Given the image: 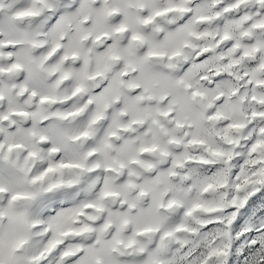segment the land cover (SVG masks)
<instances>
[{"label":"snow or ice","instance_id":"6c2138e0","mask_svg":"<svg viewBox=\"0 0 264 264\" xmlns=\"http://www.w3.org/2000/svg\"><path fill=\"white\" fill-rule=\"evenodd\" d=\"M0 264H264V0H0Z\"/></svg>","mask_w":264,"mask_h":264}]
</instances>
